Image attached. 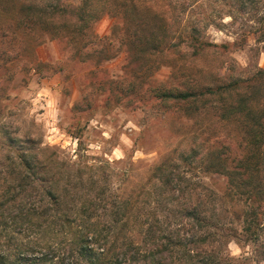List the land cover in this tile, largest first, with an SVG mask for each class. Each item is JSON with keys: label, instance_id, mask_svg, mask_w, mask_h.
<instances>
[{"label": "trees", "instance_id": "1", "mask_svg": "<svg viewBox=\"0 0 264 264\" xmlns=\"http://www.w3.org/2000/svg\"><path fill=\"white\" fill-rule=\"evenodd\" d=\"M8 12L0 24L5 73L19 65V47L30 40L35 46L57 41L66 63L90 62L100 69L124 53L126 65L136 67L117 80L119 89L132 91L134 103L146 97L165 113L196 120L200 145L175 163L167 153L149 179L161 193L186 202L182 215L190 231L173 235L156 211L135 212L134 197L121 194L104 203L111 195L82 190L80 175L75 183L67 177L71 187L61 186L54 158L43 160L24 144L11 143L0 166V264H235L225 246L239 240L256 247L255 263L264 262V69L246 77L216 72L204 80L196 62L206 52L228 51L229 44L204 40L191 23L172 25L145 1L0 0V15ZM104 15L113 24L100 36L95 26ZM162 68L169 69L168 79L153 83ZM145 79L153 82L143 87ZM75 132L69 135L79 143ZM179 165L222 178L221 196L239 205V231L211 232L213 203L204 200L210 189L191 183ZM107 215L112 219L105 220Z\"/></svg>", "mask_w": 264, "mask_h": 264}, {"label": "rangeland", "instance_id": "2", "mask_svg": "<svg viewBox=\"0 0 264 264\" xmlns=\"http://www.w3.org/2000/svg\"><path fill=\"white\" fill-rule=\"evenodd\" d=\"M137 1H145L164 13L174 26H178V21L191 23L204 40L229 44L228 51L206 52L196 62L197 75L204 80L216 72L246 77L258 68L264 69V0H245L242 5V0ZM10 12L0 15V24L12 15ZM112 24V19L104 15L95 31L106 36ZM19 49L23 51L19 65L15 69L14 65L8 74L0 69V166L11 154V143L24 144L43 160L55 159L54 171L61 176V186L69 184L67 177L75 183V176L80 175L82 190L111 195L104 203L112 204L114 196L127 194L134 197L135 212L156 211L163 228L173 235L190 231L182 215L186 202L161 193L158 183H149V179L167 153H171L175 163V158L198 148L197 121L182 113H165L159 103H151L146 97L141 103H134L132 91H121L117 80L127 79L126 72L136 67L126 65L124 53L104 63L102 70L90 62L66 63L67 52L57 41L35 46V41L30 40ZM59 66L64 70L51 74ZM168 77L169 69L162 68L151 78L154 82L145 79L140 85L146 87ZM73 131L79 134V143L69 135ZM178 170L191 183L210 189L204 190V200L213 203L208 206L211 232L239 231L235 217L239 205L221 196L222 178L204 177L193 167L179 165ZM108 219L112 217L107 215L105 220ZM134 219L132 215L130 220ZM239 241L225 246L238 259L235 264H258L254 262L256 247Z\"/></svg>", "mask_w": 264, "mask_h": 264}]
</instances>
